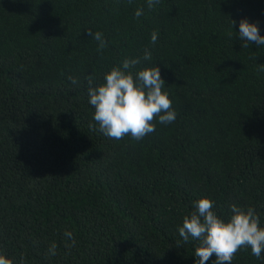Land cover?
<instances>
[{
	"label": "trees",
	"instance_id": "1",
	"mask_svg": "<svg viewBox=\"0 0 264 264\" xmlns=\"http://www.w3.org/2000/svg\"><path fill=\"white\" fill-rule=\"evenodd\" d=\"M242 18L264 36V0H0V253L13 264H195L199 242L179 228L201 198L225 221L230 205L253 207L264 227V46L241 47ZM88 30L103 33L102 52ZM135 58L133 73L160 68L176 119L112 139L85 77L105 83ZM231 264H264V252L242 248Z\"/></svg>",
	"mask_w": 264,
	"mask_h": 264
},
{
	"label": "clouds",
	"instance_id": "2",
	"mask_svg": "<svg viewBox=\"0 0 264 264\" xmlns=\"http://www.w3.org/2000/svg\"><path fill=\"white\" fill-rule=\"evenodd\" d=\"M159 2L147 0L148 8L152 9ZM142 14L143 8L135 12L137 18ZM87 32L98 42L97 51L102 52L107 47L103 33ZM157 37L158 32L153 31V44ZM239 38L246 41L241 46L244 48L252 43L264 46V36L260 35L258 25L246 18L239 21ZM142 59H152V53L147 48ZM140 63V58L125 59L122 67H113L104 76L106 82L99 85L94 86L92 75L85 77L89 103L94 107L93 119L99 125V131L109 138L119 140L131 136L139 141L155 131L154 120L157 118L163 125L171 124L176 119L172 100L167 92L162 91L166 82L160 68L155 65L133 73L131 69ZM68 79L73 85L78 83L76 77L69 76ZM194 208L190 216L183 218L179 235L184 243H188L190 238L199 242L194 253L197 258L195 264H206L213 255V264H231L235 254L242 248H250L252 255L258 259L261 257L264 252V227L260 226L259 216L253 207L245 210L236 204L230 205L232 215L227 221L213 210L214 201L210 198L195 201ZM64 235L71 240L67 247H75L76 240L72 232L65 231ZM49 254H56L55 243L50 246ZM0 264H13V261L0 253Z\"/></svg>",
	"mask_w": 264,
	"mask_h": 264
}]
</instances>
